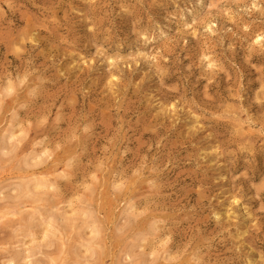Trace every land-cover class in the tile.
<instances>
[{
  "label": "rangeland",
  "instance_id": "1",
  "mask_svg": "<svg viewBox=\"0 0 264 264\" xmlns=\"http://www.w3.org/2000/svg\"><path fill=\"white\" fill-rule=\"evenodd\" d=\"M0 214V264H264V0H0Z\"/></svg>",
  "mask_w": 264,
  "mask_h": 264
},
{
  "label": "bare ground",
  "instance_id": "2",
  "mask_svg": "<svg viewBox=\"0 0 264 264\" xmlns=\"http://www.w3.org/2000/svg\"><path fill=\"white\" fill-rule=\"evenodd\" d=\"M85 62V61H84ZM197 123H199V121L197 120ZM27 176V175H26ZM37 179V178H35ZM31 180L32 179H29L27 181H25L23 184H24V190H23V193H24V196L26 197L25 201H28V202H32L31 206H30V211L29 210H26L25 208H18V209H15V214L19 215V214H24L25 211L26 212H34L36 210V207H38L41 203H42V200L45 199L46 197V193L44 191V193H41V194H33L32 193V190H31ZM24 207H27V205H25ZM245 212L247 214V216H251L252 215V211L249 207H245ZM7 213V212H6ZM2 214H0L1 216ZM6 215V214H5ZM254 216V215H253ZM70 218H68V222L67 224L63 225V226H58L57 227V234H60L61 236V239L63 240V242H66L65 240V236H66V232L67 231H71L72 234H76L79 233V230L83 227L82 224H80L75 217H72V216H69ZM70 234V232H69ZM71 236V234L69 235ZM73 236V235H72ZM69 238V237H68ZM66 244V243H64ZM63 247V245H62ZM65 251V250H64ZM63 251V252H64ZM62 252V250H61ZM62 254V253H61ZM60 256V255H59ZM57 258V257H56ZM63 258V257H62ZM65 258V257H64ZM14 259L12 258V261ZM57 260V259H56ZM52 261H53V257H52ZM63 261V260H62ZM54 264V263H53ZM58 264V263H57ZM63 264V263H62Z\"/></svg>",
  "mask_w": 264,
  "mask_h": 264
},
{
  "label": "snow or ice",
  "instance_id": "3",
  "mask_svg": "<svg viewBox=\"0 0 264 264\" xmlns=\"http://www.w3.org/2000/svg\"><path fill=\"white\" fill-rule=\"evenodd\" d=\"M254 6V5H253ZM259 39V38H258ZM205 59H207V57L205 58ZM209 67H211V65H209ZM13 91V88H11V87H9L8 89H7V92L10 94L11 92ZM43 155L44 156H47V153L45 152V153H43Z\"/></svg>",
  "mask_w": 264,
  "mask_h": 264
}]
</instances>
